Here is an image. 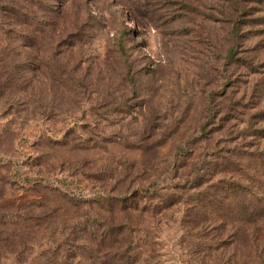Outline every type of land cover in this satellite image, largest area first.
<instances>
[{
    "label": "rangeland",
    "instance_id": "rangeland-1",
    "mask_svg": "<svg viewBox=\"0 0 264 264\" xmlns=\"http://www.w3.org/2000/svg\"><path fill=\"white\" fill-rule=\"evenodd\" d=\"M0 264H264V0H0Z\"/></svg>",
    "mask_w": 264,
    "mask_h": 264
},
{
    "label": "trees",
    "instance_id": "trees-1",
    "mask_svg": "<svg viewBox=\"0 0 264 264\" xmlns=\"http://www.w3.org/2000/svg\"><path fill=\"white\" fill-rule=\"evenodd\" d=\"M84 232H85V230H79L78 231V233H84ZM121 233H123V231ZM117 234H119L118 227L107 226L106 232L102 233L100 236V239H101L100 244L104 245L105 243H108V242L113 244V242L115 240H113L112 237H113V235H117ZM93 243L98 244L96 241H94ZM121 252L122 251H119V253H121Z\"/></svg>",
    "mask_w": 264,
    "mask_h": 264
}]
</instances>
